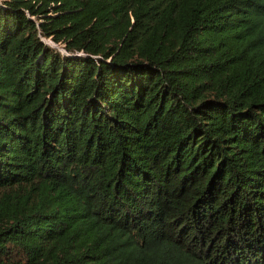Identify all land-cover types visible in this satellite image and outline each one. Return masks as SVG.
<instances>
[{"label":"trees","instance_id":"1","mask_svg":"<svg viewBox=\"0 0 264 264\" xmlns=\"http://www.w3.org/2000/svg\"><path fill=\"white\" fill-rule=\"evenodd\" d=\"M0 264H264V0H0Z\"/></svg>","mask_w":264,"mask_h":264},{"label":"rangeland","instance_id":"2","mask_svg":"<svg viewBox=\"0 0 264 264\" xmlns=\"http://www.w3.org/2000/svg\"><path fill=\"white\" fill-rule=\"evenodd\" d=\"M46 45H48L50 48L57 50L61 54H64L63 45L62 44H53L49 40L44 41Z\"/></svg>","mask_w":264,"mask_h":264}]
</instances>
